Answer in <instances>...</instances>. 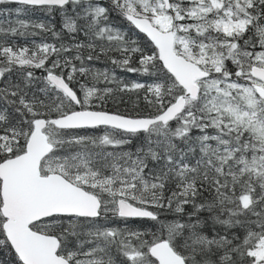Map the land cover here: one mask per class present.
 <instances>
[{"label": "snow or ice", "instance_id": "1", "mask_svg": "<svg viewBox=\"0 0 264 264\" xmlns=\"http://www.w3.org/2000/svg\"><path fill=\"white\" fill-rule=\"evenodd\" d=\"M0 17V264H264V0Z\"/></svg>", "mask_w": 264, "mask_h": 264}, {"label": "trees", "instance_id": "2", "mask_svg": "<svg viewBox=\"0 0 264 264\" xmlns=\"http://www.w3.org/2000/svg\"><path fill=\"white\" fill-rule=\"evenodd\" d=\"M6 7H14V5L13 6H6ZM13 19L15 18V17H12ZM0 19H3V17H0Z\"/></svg>", "mask_w": 264, "mask_h": 264}]
</instances>
